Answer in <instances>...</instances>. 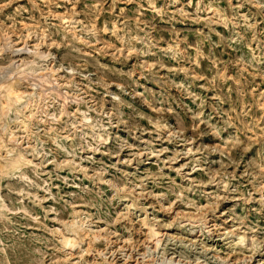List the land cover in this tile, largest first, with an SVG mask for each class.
Wrapping results in <instances>:
<instances>
[{
    "label": "rangeland",
    "instance_id": "rangeland-1",
    "mask_svg": "<svg viewBox=\"0 0 264 264\" xmlns=\"http://www.w3.org/2000/svg\"><path fill=\"white\" fill-rule=\"evenodd\" d=\"M0 264H264V0H0Z\"/></svg>",
    "mask_w": 264,
    "mask_h": 264
}]
</instances>
